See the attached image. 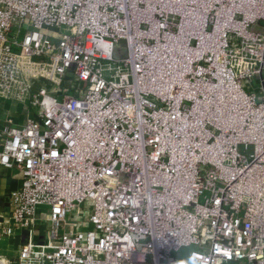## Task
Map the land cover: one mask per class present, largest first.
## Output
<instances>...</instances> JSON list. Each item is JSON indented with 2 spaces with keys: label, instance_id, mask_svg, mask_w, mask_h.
<instances>
[{
  "label": "built area",
  "instance_id": "2783aa9c",
  "mask_svg": "<svg viewBox=\"0 0 264 264\" xmlns=\"http://www.w3.org/2000/svg\"><path fill=\"white\" fill-rule=\"evenodd\" d=\"M0 98V264H264V0H0Z\"/></svg>",
  "mask_w": 264,
  "mask_h": 264
},
{
  "label": "crops",
  "instance_id": "0c3cea01",
  "mask_svg": "<svg viewBox=\"0 0 264 264\" xmlns=\"http://www.w3.org/2000/svg\"><path fill=\"white\" fill-rule=\"evenodd\" d=\"M31 115V111L25 105L0 98V125L6 119H11L15 124H22ZM20 186V174L16 168H6L0 165V219L7 224L10 215V203L8 193ZM11 236L0 240V256L2 258L13 257L20 242L23 239V231L14 226ZM42 231V230H41Z\"/></svg>",
  "mask_w": 264,
  "mask_h": 264
},
{
  "label": "rangeland",
  "instance_id": "374dc122",
  "mask_svg": "<svg viewBox=\"0 0 264 264\" xmlns=\"http://www.w3.org/2000/svg\"><path fill=\"white\" fill-rule=\"evenodd\" d=\"M256 30H260L259 28H255ZM51 30V29H50ZM48 30L46 29V32H51V36L54 37L56 36V31L55 30ZM126 54V49L124 42L121 41L117 46L114 51V55L118 58L124 57ZM39 85V83H37ZM80 86V95H82V90L84 89V83H78L71 75L68 76V79H65L64 82L61 83L60 86H51V90L55 92V94H60V93H69L71 95L77 94L76 86ZM242 85L244 89L254 92L256 96L260 99V94H259V89H258V82L255 80L252 81H242ZM67 87V88H66ZM92 211V205L90 200H86L78 209L74 210V216L78 219L79 223L82 221H87V218L89 214ZM80 229V228H79ZM192 248L187 247V248H182L179 250V252L176 254V258L180 261H186L189 257V252Z\"/></svg>",
  "mask_w": 264,
  "mask_h": 264
}]
</instances>
